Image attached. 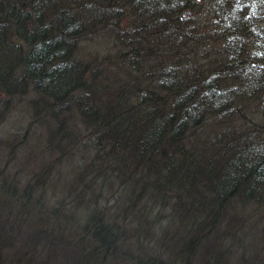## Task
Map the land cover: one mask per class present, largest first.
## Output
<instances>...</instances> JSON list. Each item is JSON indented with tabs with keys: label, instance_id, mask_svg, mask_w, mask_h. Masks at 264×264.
Masks as SVG:
<instances>
[{
	"label": "trees",
	"instance_id": "16d2710c",
	"mask_svg": "<svg viewBox=\"0 0 264 264\" xmlns=\"http://www.w3.org/2000/svg\"><path fill=\"white\" fill-rule=\"evenodd\" d=\"M0 264H264V0H0Z\"/></svg>",
	"mask_w": 264,
	"mask_h": 264
},
{
	"label": "rangeland",
	"instance_id": "374dc122",
	"mask_svg": "<svg viewBox=\"0 0 264 264\" xmlns=\"http://www.w3.org/2000/svg\"><path fill=\"white\" fill-rule=\"evenodd\" d=\"M201 8L204 11L205 7L203 6ZM98 40H101L103 42H101L99 44V46L97 47L96 43ZM98 40L95 42V47L92 48L93 50H89V51L93 52L94 55H96L98 57H99V55L100 56L104 55L103 57H105V55L108 51L107 50L108 45L105 44L106 40L103 37L99 38ZM105 62H108V60H106ZM28 116H29V111H27V106H25V108L23 106H19L18 108H15L13 110V112L11 113L10 117L8 118V120L2 126V129H3L2 136L7 137L10 134H13L15 132L24 133V131L26 129V125L28 124ZM31 146H32L33 150H37L36 145L32 144Z\"/></svg>",
	"mask_w": 264,
	"mask_h": 264
},
{
	"label": "water",
	"instance_id": "95a60500",
	"mask_svg": "<svg viewBox=\"0 0 264 264\" xmlns=\"http://www.w3.org/2000/svg\"><path fill=\"white\" fill-rule=\"evenodd\" d=\"M189 12H186L185 14H188Z\"/></svg>",
	"mask_w": 264,
	"mask_h": 264
}]
</instances>
